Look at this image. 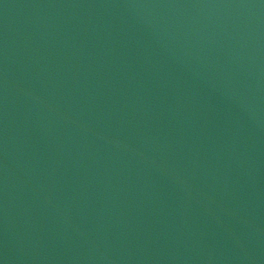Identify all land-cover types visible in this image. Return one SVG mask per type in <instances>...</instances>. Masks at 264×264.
Segmentation results:
<instances>
[{
    "label": "water",
    "instance_id": "1",
    "mask_svg": "<svg viewBox=\"0 0 264 264\" xmlns=\"http://www.w3.org/2000/svg\"><path fill=\"white\" fill-rule=\"evenodd\" d=\"M0 264H264V0H0Z\"/></svg>",
    "mask_w": 264,
    "mask_h": 264
}]
</instances>
